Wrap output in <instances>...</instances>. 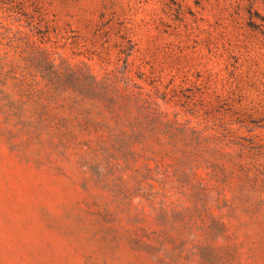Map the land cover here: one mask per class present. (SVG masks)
<instances>
[{"label":"rangeland","instance_id":"rangeland-1","mask_svg":"<svg viewBox=\"0 0 264 264\" xmlns=\"http://www.w3.org/2000/svg\"><path fill=\"white\" fill-rule=\"evenodd\" d=\"M0 264H264V0H0Z\"/></svg>","mask_w":264,"mask_h":264}]
</instances>
